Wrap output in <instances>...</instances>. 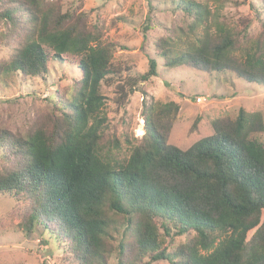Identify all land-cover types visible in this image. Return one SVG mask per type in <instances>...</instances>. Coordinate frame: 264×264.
Returning <instances> with one entry per match:
<instances>
[{
	"label": "trees",
	"instance_id": "16d2710c",
	"mask_svg": "<svg viewBox=\"0 0 264 264\" xmlns=\"http://www.w3.org/2000/svg\"><path fill=\"white\" fill-rule=\"evenodd\" d=\"M0 1L7 5L0 18L14 22L24 14L32 23V34L0 75L47 77L52 58L68 57L80 73L69 96L51 98L64 106H55L50 126L24 136L0 129V149L16 161L0 170V194L33 206L25 225L30 232L42 225L55 240L67 238L75 264H107L114 252L120 264H264V144L251 136L264 130L261 113L241 109L233 125L216 123L213 135L181 149L167 144L155 120L179 105L149 103L143 91L144 132L126 139L124 150L117 137H107L103 86H116L127 103L158 77L157 59L149 58L146 73L122 78L113 61L118 45L86 26V14L76 17L47 0ZM227 1L214 0L212 8L181 0L179 10L191 19L183 35L200 27L204 34L186 44L162 38L157 56L168 67L214 72L216 81L232 75L264 85V20L251 37L248 25H234L224 14Z\"/></svg>",
	"mask_w": 264,
	"mask_h": 264
},
{
	"label": "rangeland",
	"instance_id": "374dc122",
	"mask_svg": "<svg viewBox=\"0 0 264 264\" xmlns=\"http://www.w3.org/2000/svg\"><path fill=\"white\" fill-rule=\"evenodd\" d=\"M180 1L47 0L76 17L80 13L86 14V26L98 27L104 43L118 45L113 60L116 68L119 71L130 68L129 71H118L122 78L128 73H146L149 58L157 59L158 77L142 83V89L134 92L127 103L121 104L116 86H103L107 99L105 110L110 121L107 137H117L124 150L127 149L126 139L141 138L144 132L143 91L147 92L149 103L164 105L174 101L179 105V110L164 111L155 120L167 144L181 149H188L199 139L213 135L216 123L223 127L233 125L241 109L261 113L264 121L263 84L247 83L232 75H224L216 81L214 72L192 64L168 67L164 59L158 58L156 44L160 39L177 38L186 44L187 40L194 42L204 34L200 27L194 34L183 35L187 33L191 19L179 10ZM194 1L209 3L214 8V0ZM6 7L5 2L0 1V13ZM224 14L234 25L241 28L248 25L249 35L254 38L261 32L264 3L262 0H229ZM31 34L29 16L16 14L14 22L0 18V67L11 60ZM185 46L182 44L180 48ZM240 55L242 53L235 56L238 62ZM62 60H50L47 77H23L20 73L0 75V129L24 136L36 126L51 125L55 106H64L51 98L69 96L80 75L77 67L69 63L75 61L73 58ZM251 136L264 144V130ZM5 156L4 150L0 149V170L16 166L14 157ZM32 213L33 206L24 200L0 194V264H75L67 238L55 240L42 225H36L32 232L25 227ZM47 224L52 229H59L57 222ZM121 234L113 243L115 246ZM185 238L186 235L177 237L174 244H180ZM107 264H120L117 252Z\"/></svg>",
	"mask_w": 264,
	"mask_h": 264
}]
</instances>
